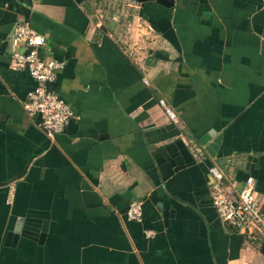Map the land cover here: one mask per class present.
Instances as JSON below:
<instances>
[{"label": "crops", "instance_id": "obj_1", "mask_svg": "<svg viewBox=\"0 0 264 264\" xmlns=\"http://www.w3.org/2000/svg\"><path fill=\"white\" fill-rule=\"evenodd\" d=\"M134 6L122 30L88 0H0V264H264V240L225 224L207 184L215 160L264 195V0ZM21 19L65 61L50 86L76 117L53 138L22 105L36 80L10 67ZM159 98L198 143L220 124L215 157L201 145L163 177L158 150L183 135ZM136 199L142 221L126 216ZM19 218L47 222L43 243H6Z\"/></svg>", "mask_w": 264, "mask_h": 264}, {"label": "built area", "instance_id": "obj_2", "mask_svg": "<svg viewBox=\"0 0 264 264\" xmlns=\"http://www.w3.org/2000/svg\"><path fill=\"white\" fill-rule=\"evenodd\" d=\"M47 44L44 34L38 32L26 19L17 21L11 34L10 67L13 70L27 69L36 80L37 85L28 92L22 105L29 116H38L41 129L50 138L63 132L69 122L76 117L72 105L50 84L56 80L59 70L64 68L65 61L57 57H45L42 53ZM150 85V80L144 77ZM169 120L173 122L183 135V140L191 146L193 154L203 159V146L197 144L183 132V124L176 110L165 98H159ZM208 188L213 206L220 219L227 225L247 233L251 240L260 237L264 240V195L257 191L255 180L247 177L244 184L230 177L225 169L213 160L208 168ZM143 203L132 200L126 210L129 220L142 221ZM153 231L147 232L148 236Z\"/></svg>", "mask_w": 264, "mask_h": 264}, {"label": "water", "instance_id": "obj_3", "mask_svg": "<svg viewBox=\"0 0 264 264\" xmlns=\"http://www.w3.org/2000/svg\"><path fill=\"white\" fill-rule=\"evenodd\" d=\"M145 1V0H140ZM162 2L167 6H171L174 0H157ZM220 124L218 122L214 123L211 130L205 133L199 138V143L203 145L205 150L210 156L215 157L217 151L219 150L222 133L220 131ZM159 156L157 157V162L162 171L164 178L171 176L175 171L184 167L190 161H193V152H191V146L188 145L184 140H177L166 146H162L158 150ZM47 235V222L40 225L39 219L34 218H19L13 230L8 232L6 243H12L19 240L21 236H26L39 243H43Z\"/></svg>", "mask_w": 264, "mask_h": 264}, {"label": "rangeland", "instance_id": "obj_4", "mask_svg": "<svg viewBox=\"0 0 264 264\" xmlns=\"http://www.w3.org/2000/svg\"><path fill=\"white\" fill-rule=\"evenodd\" d=\"M97 19L104 23L116 22L125 30L133 19L135 0H88Z\"/></svg>", "mask_w": 264, "mask_h": 264}]
</instances>
